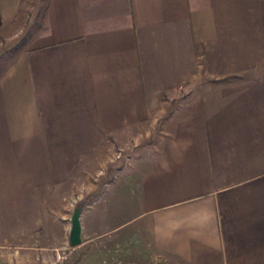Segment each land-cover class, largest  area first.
Masks as SVG:
<instances>
[{
	"label": "crops",
	"instance_id": "0c3cea01",
	"mask_svg": "<svg viewBox=\"0 0 264 264\" xmlns=\"http://www.w3.org/2000/svg\"><path fill=\"white\" fill-rule=\"evenodd\" d=\"M199 78L227 80L183 98ZM115 144L139 154L95 210L130 237L114 264H264V0H48L0 50V264L78 253L76 186Z\"/></svg>",
	"mask_w": 264,
	"mask_h": 264
},
{
	"label": "rangeland",
	"instance_id": "374dc122",
	"mask_svg": "<svg viewBox=\"0 0 264 264\" xmlns=\"http://www.w3.org/2000/svg\"><path fill=\"white\" fill-rule=\"evenodd\" d=\"M47 1L28 0L23 3L15 19V32L6 41L0 42V50L15 48L23 41L30 31V26L40 22ZM226 80L195 79L193 80L194 90L189 93L184 90L183 98L194 92L197 87L199 91H207L210 87ZM216 106V103L213 104V107ZM137 152V150H129L123 144L121 146L115 144L110 151L103 152L98 161H91L88 168L82 170L84 174H81L80 179L84 184L76 186L80 188V197L74 206L84 203L82 211V218L86 225L84 235L89 241L79 249L76 255L67 256L58 264H114L118 260H126L128 252L126 242L130 237L128 238L127 233L124 232L117 235L118 237L116 234L108 233L98 238V232L95 231L98 225V213H95V210L98 203L111 206L108 196L116 190L121 189L126 192V187L131 186L132 191L136 192L135 185L128 184V181L131 180L130 176L137 177L138 174V168L133 160V156L139 154Z\"/></svg>",
	"mask_w": 264,
	"mask_h": 264
},
{
	"label": "water",
	"instance_id": "95a60500",
	"mask_svg": "<svg viewBox=\"0 0 264 264\" xmlns=\"http://www.w3.org/2000/svg\"><path fill=\"white\" fill-rule=\"evenodd\" d=\"M84 208V203H79L72 209L70 215V231H69V244L71 247L77 246L82 243L81 237V214Z\"/></svg>",
	"mask_w": 264,
	"mask_h": 264
}]
</instances>
